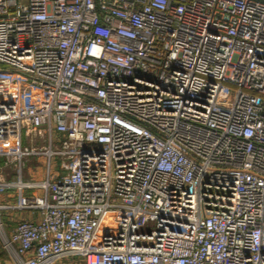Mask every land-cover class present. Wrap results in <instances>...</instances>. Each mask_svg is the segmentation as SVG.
<instances>
[{"label":"built area","instance_id":"1","mask_svg":"<svg viewBox=\"0 0 264 264\" xmlns=\"http://www.w3.org/2000/svg\"><path fill=\"white\" fill-rule=\"evenodd\" d=\"M0 245L264 264V0H0Z\"/></svg>","mask_w":264,"mask_h":264},{"label":"crops","instance_id":"2","mask_svg":"<svg viewBox=\"0 0 264 264\" xmlns=\"http://www.w3.org/2000/svg\"><path fill=\"white\" fill-rule=\"evenodd\" d=\"M19 216H24V217H30L32 219H37V212H32L30 210H24L21 212H15L11 211V210H4L1 214V218L3 220L4 223V228L7 232H9L11 230V228L13 227L15 220L19 217ZM71 260H60V261H56L53 264H70ZM0 264H12L8 258L7 253L4 251V249L1 247L0 245Z\"/></svg>","mask_w":264,"mask_h":264},{"label":"rangeland","instance_id":"3","mask_svg":"<svg viewBox=\"0 0 264 264\" xmlns=\"http://www.w3.org/2000/svg\"><path fill=\"white\" fill-rule=\"evenodd\" d=\"M231 88H233L232 86H230ZM25 140V139H24Z\"/></svg>","mask_w":264,"mask_h":264}]
</instances>
